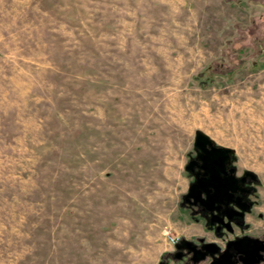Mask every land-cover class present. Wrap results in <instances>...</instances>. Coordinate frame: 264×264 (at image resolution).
Wrapping results in <instances>:
<instances>
[{
  "label": "rangeland",
  "instance_id": "obj_1",
  "mask_svg": "<svg viewBox=\"0 0 264 264\" xmlns=\"http://www.w3.org/2000/svg\"><path fill=\"white\" fill-rule=\"evenodd\" d=\"M263 11L0 0V264H176L169 236L200 230L183 206L198 134L264 198V58L226 74Z\"/></svg>",
  "mask_w": 264,
  "mask_h": 264
},
{
  "label": "flooded vegetation",
  "instance_id": "obj_2",
  "mask_svg": "<svg viewBox=\"0 0 264 264\" xmlns=\"http://www.w3.org/2000/svg\"><path fill=\"white\" fill-rule=\"evenodd\" d=\"M183 206L200 230L175 242L176 264H264V198L234 154L198 134L188 154Z\"/></svg>",
  "mask_w": 264,
  "mask_h": 264
},
{
  "label": "trees",
  "instance_id": "obj_3",
  "mask_svg": "<svg viewBox=\"0 0 264 264\" xmlns=\"http://www.w3.org/2000/svg\"><path fill=\"white\" fill-rule=\"evenodd\" d=\"M256 18L259 20V23L257 24V22H254L251 26L243 28L241 30L242 35L238 38H251L252 40L248 45L251 46L250 48L253 47L255 51H241L240 54L242 58L239 59V63L237 65H234L235 68L231 67L230 69H228V71L226 72L227 75L231 74L236 68L243 67L247 61H250L254 67L261 65L260 60H262L261 58H264V11L258 17H255V19ZM220 66H224V64L220 63Z\"/></svg>",
  "mask_w": 264,
  "mask_h": 264
},
{
  "label": "built area",
  "instance_id": "obj_4",
  "mask_svg": "<svg viewBox=\"0 0 264 264\" xmlns=\"http://www.w3.org/2000/svg\"><path fill=\"white\" fill-rule=\"evenodd\" d=\"M170 240V242L175 243L176 242V238L174 236H169L168 238Z\"/></svg>",
  "mask_w": 264,
  "mask_h": 264
}]
</instances>
